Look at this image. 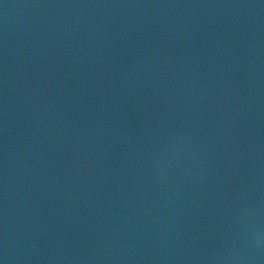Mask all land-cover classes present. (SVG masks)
<instances>
[{
    "label": "water",
    "instance_id": "95a60500",
    "mask_svg": "<svg viewBox=\"0 0 264 264\" xmlns=\"http://www.w3.org/2000/svg\"><path fill=\"white\" fill-rule=\"evenodd\" d=\"M0 261L264 264V0H0Z\"/></svg>",
    "mask_w": 264,
    "mask_h": 264
},
{
    "label": "clouds",
    "instance_id": "9594fccd",
    "mask_svg": "<svg viewBox=\"0 0 264 264\" xmlns=\"http://www.w3.org/2000/svg\"><path fill=\"white\" fill-rule=\"evenodd\" d=\"M259 243H260V241H259V240H257V246H259Z\"/></svg>",
    "mask_w": 264,
    "mask_h": 264
},
{
    "label": "snow or ice",
    "instance_id": "6c2138e0",
    "mask_svg": "<svg viewBox=\"0 0 264 264\" xmlns=\"http://www.w3.org/2000/svg\"><path fill=\"white\" fill-rule=\"evenodd\" d=\"M0 264H3V262H2V261H0Z\"/></svg>",
    "mask_w": 264,
    "mask_h": 264
}]
</instances>
